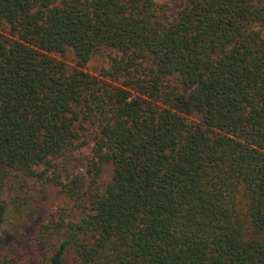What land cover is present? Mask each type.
<instances>
[{
	"label": "trees",
	"instance_id": "obj_1",
	"mask_svg": "<svg viewBox=\"0 0 264 264\" xmlns=\"http://www.w3.org/2000/svg\"><path fill=\"white\" fill-rule=\"evenodd\" d=\"M0 27V264L24 229L9 185L34 178L73 203L37 264H264V0L174 17L156 0H0Z\"/></svg>",
	"mask_w": 264,
	"mask_h": 264
},
{
	"label": "rangeland",
	"instance_id": "obj_2",
	"mask_svg": "<svg viewBox=\"0 0 264 264\" xmlns=\"http://www.w3.org/2000/svg\"><path fill=\"white\" fill-rule=\"evenodd\" d=\"M156 1L160 4L167 5L171 17L176 16L187 2V0ZM5 31L0 27V33ZM53 56L65 61L72 67L75 65L74 55L72 53L66 55L53 54ZM108 69H110V62L108 59V51L105 50L91 60L86 71L93 76H99L101 78L103 71ZM92 131L91 129V134H88L90 138L89 143L78 153L79 158L83 161L78 170L80 174H85L86 178H88V183L93 179L92 175L87 174V162L92 155V137L94 135ZM111 177L112 170L107 166L101 177H99L98 183H107ZM19 181V179L12 181L15 187L11 184L9 185L8 200L12 203L16 198L18 190L24 195V200L16 202L17 205L23 206L24 229L17 237L9 240V242H2L4 243L2 244L4 245L2 257H6L10 264H37L38 260L50 257L53 254V248L59 242L58 223L63 218L71 219L68 215L73 208V203H71L68 196L59 187L52 183L44 187L41 181H37L34 178L28 179L21 188L18 185Z\"/></svg>",
	"mask_w": 264,
	"mask_h": 264
}]
</instances>
